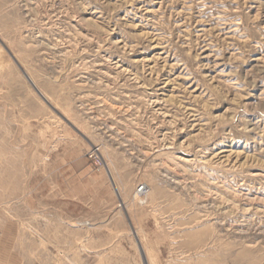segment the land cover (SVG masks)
<instances>
[{
  "label": "rangeland",
  "instance_id": "rangeland-1",
  "mask_svg": "<svg viewBox=\"0 0 264 264\" xmlns=\"http://www.w3.org/2000/svg\"><path fill=\"white\" fill-rule=\"evenodd\" d=\"M0 264H264V0H0Z\"/></svg>",
  "mask_w": 264,
  "mask_h": 264
},
{
  "label": "built area",
  "instance_id": "built-area-1",
  "mask_svg": "<svg viewBox=\"0 0 264 264\" xmlns=\"http://www.w3.org/2000/svg\"><path fill=\"white\" fill-rule=\"evenodd\" d=\"M137 192L139 193V194H144L145 192H146V187L145 186H141V187H139V189L137 190Z\"/></svg>",
  "mask_w": 264,
  "mask_h": 264
},
{
  "label": "water",
  "instance_id": "water-1",
  "mask_svg": "<svg viewBox=\"0 0 264 264\" xmlns=\"http://www.w3.org/2000/svg\"><path fill=\"white\" fill-rule=\"evenodd\" d=\"M40 94V93H39ZM40 96L42 97V99L46 102L45 98L40 94Z\"/></svg>",
  "mask_w": 264,
  "mask_h": 264
}]
</instances>
